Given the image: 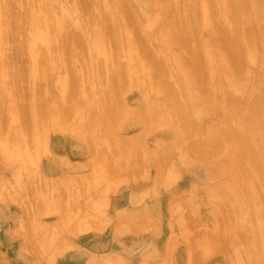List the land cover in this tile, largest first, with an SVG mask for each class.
<instances>
[{
    "label": "rangeland",
    "instance_id": "1",
    "mask_svg": "<svg viewBox=\"0 0 264 264\" xmlns=\"http://www.w3.org/2000/svg\"><path fill=\"white\" fill-rule=\"evenodd\" d=\"M163 1H165V0H162L161 4L163 5V3H164L165 6H167L168 5L167 1H165V2H163ZM175 1H177V2H175ZM183 1H185V0H183ZM201 1H206V2L212 1L214 5L216 3L219 5V4H224L225 2H227V1H222L223 2L222 3L221 0H201ZM214 1L216 3H214ZM7 2H9L11 7L9 4H6ZM83 2L87 3L86 1H81V0L80 1L79 0H50V1H42V0L41 1L40 0H37V1H34V0H11V1L0 0V7L2 6V8H0V11L2 12V16H0V51L1 52L3 51L2 52L3 54H5V53L7 55H8V53L11 54L8 57L6 56V59L8 58V60L5 61V58L3 57L4 55L0 53V58L2 59V57H3V60H4L2 62L3 63L6 62L5 63L6 65L4 66L2 64V62L0 61V65L4 66V67L0 66V82L1 83L3 82L2 85L0 84V103H2V105L0 104V125H1V123L3 124L4 123L3 120H5L7 118L5 121V124H4L6 127L4 125H2L0 127V131L2 128L5 130V131L2 130V133L0 132V135H1L0 136V146H1L0 147V155H1V157L2 156L5 157L4 161L0 160V195H3V196H10L11 195V196H13L11 199L7 200L6 205H1V209H0V211L4 210L3 211L4 214H2V215L0 214V264H89L90 263L89 261L94 259V256H95V259H94L95 261L92 260V262L90 264H108V262H106L107 260L105 257L107 256L108 258H110L112 253H115L113 255L117 256L116 257L117 260H119V261L121 260V262L123 260V264H264V259L259 257L261 254V250L264 246V224H259V221H260L259 217L260 216L262 218L261 220H264V195H263L264 191L262 192V186H263V185H261L262 182L260 183L259 180L257 181L255 178L252 179L251 175H248V177H247V179H249L254 184L253 189H254L255 194H258V196L260 197V199H259L257 196V200L259 199L260 201L258 200V202H256V203H255L254 199H253L254 202L251 199L252 192H251V195L249 194L248 188H251V186H252V184L250 182H240L241 183L240 186H246L244 188H246L247 190H244V189L240 190L242 187L239 186L240 188L238 187L235 191L229 190L230 194L227 198H222L221 195L219 197L215 196L214 185H216V183H219L222 180L230 179V177L233 175V173L235 171V170L228 171L227 174L224 173V167L226 166V164L234 163L237 165V167H239V166L236 162L230 161V158H228L225 153L219 159L215 158L217 156H215L216 154H215L214 150H212V146H211V150H210V148H209L210 145H209L208 151L211 153L212 152L214 153V154L212 153L213 156H211L212 154L207 152V146L204 145V143L206 141H207L206 144L210 142V139L213 142L214 139L216 137H219V135H220V133L218 132V129L222 123H220L221 119L218 117V115L216 113L219 109L221 110L223 108H226L228 110V112L230 113L229 115H231V117H232V113H233V115L234 114L236 115V113L239 114L240 118L237 117V118H239V120H236L235 121L236 123H235L234 120L237 118H235L236 116H233V119L231 118V121L228 120V121H230V123L237 125L238 121L240 122V120H242V119L245 120V118L247 121V117H248L249 113L251 112V111L248 112L249 110L247 111V108L249 109V107H247V106L250 103L254 106L253 103L255 100V95H258L257 93H260V90L257 89L258 84L260 85V88L262 86H264L263 82H262V80L264 79V77H263L264 76V44H263L264 42L262 40H260V42L262 41V43H261L262 45L258 42L259 41L258 39H260L259 36L262 37V35H261L262 31L259 29V26L256 25V27H257L256 29L258 31L257 33L259 34V36H258L257 34L254 35V33H256V29H254L252 27L255 24L252 25L251 22L247 24L245 21H242L243 23H246L248 25V26H246L247 27L246 29H248L250 26L252 27V28L250 27L253 30V33L252 34L250 33V34L252 36L254 35L253 36L254 38L251 36L252 40L256 38L255 36H258V37L256 38V40H253L252 41L253 43L251 42V44L249 46L246 44L248 46V48L250 49V51H252V54H254V56H252L251 58H247V59L245 58L246 60L244 58L242 59V61L244 60L245 62L244 61L242 62V64H244V65L241 68L242 70H240L241 72L240 71H236V72L233 71L232 72L233 69H231V68H230V70L224 71L221 68H219V66L218 67L216 66L218 62L217 63L215 62V64H216L215 66L214 65L212 66L213 63H210L209 67H213V68L215 67L214 69H216V70H212L213 73L215 72L214 76L211 74L210 75H211V77H214V78H211V81L208 84L209 87H207V85H206V87L208 90L211 89L212 91L211 90L208 91V93H210L209 94L210 97H209V95L208 96L206 95L207 96L206 101L204 98L203 99L204 102H202L201 101L202 99L199 98V99L191 102V106H194V108H196L198 106L199 109H201V110L203 109V112L200 115L201 117L195 116L198 114L193 113L192 118H191L192 122L195 119L194 116L199 117V118L195 119V120L199 119V124H198V127H196L197 122L194 121V124H193L194 128L190 129V133L192 135L190 136V133H189L188 135L190 137L188 139L186 137L188 135L185 136V133L187 132L185 130L186 128L184 127V129H183L182 126H179L177 124V122H175L176 120L174 121V120H172V118L168 117L167 109L164 112V109L167 106L166 100L171 95V94H169V93H171V91H169V90H173V88H175L174 92L176 91V94L179 92L178 95H180L181 97H184L183 95L186 96V92H184L185 94L183 93V95H182L181 89L178 86V83L179 84L181 83V81H180L181 77H180L179 81H177V79H176V78H179L177 76H179L178 71H180V70L176 69V68H178L177 65L179 64V61L181 59H179L177 57L178 55L174 51H167L166 50L167 44H166V41L164 39V34L167 32L168 29L165 27V24L162 25L161 23L156 22V24H154V25H151V26L148 25L147 30H146L144 26H146V24L148 22L149 23L154 22L153 19H154L155 12L153 13V11H151V10L144 12L139 5V0L128 1L130 4V9L132 10L131 15L137 16L138 13H140L139 14V16L141 15L140 18H142V19L145 18V20H143L145 22L143 23L144 26H142V30L145 29L146 31L140 30L142 33H139V35L136 37V34L135 33L133 34V31H132L135 27L133 24L129 23L127 26H125L122 29L118 28L120 30L117 29L114 32L115 34L113 32L110 33L111 35L113 34L114 37L118 38V40L115 39L113 37V35L110 36V34H109L107 36V38H109V39L114 38L115 42L112 41L113 39L111 41H109V39L107 40L109 48L108 47L106 48V51L108 50L107 51L108 53L107 52H105V53H107L110 56L107 55V57H106L105 53L104 54L97 53L94 50L95 41L97 38H99V35L94 34L93 31L101 23L96 22L94 24V22H93V24L96 26H94V25L91 26L92 23L89 21L90 20H97L99 18V16L104 15L102 13H104L105 11L107 13L108 12L112 13L113 8L111 7L112 8L111 9L109 5H111V6H113V5L110 2L108 3V1H105V0H88V3L86 4V6L81 5ZM174 2L177 4L179 3L178 5L175 4V6L179 7L181 10L183 8L186 9V7H188L187 8L188 10L190 8L193 9L197 5L195 3H199L198 1L192 2V3H194L193 5H195V7H193V6L191 7L190 5L192 3L190 1H189L191 3V4L189 3L190 5L187 4L188 3L187 1H185L186 4H185V2H184V4H181V1H178V0H172L171 4H173ZM209 2H208V4L207 3L206 4L209 7H211V5H209ZM171 4H169V5L172 7L173 5H171ZM22 5H23V7H22ZM183 5L186 7H184ZM207 5H206V7H208ZM8 6H9V9H11V11L13 13L19 14V12H20V14H19L20 16L23 13V11H25V14H23L24 16L22 15V17H25V20L26 19H28V20L32 19L33 20L36 15H38L39 13L43 12L44 9H46L48 12L53 13L57 18H59L61 20L65 19V22H64L65 24L61 28L62 31L59 32V34L63 33V31L71 30V29H75V31H77L78 33H81V34H88L89 38L82 40L83 42H80V43H83V44H81L82 46L77 44L81 48L80 47L78 49H77V47H74V48L76 49V51L78 50L79 52H82L81 53L82 55L80 53L78 54V52H76L78 55L83 56L85 54L84 58L79 56L80 59L81 58L86 59L88 57H91L90 63L88 64V66L82 67L83 63H81L78 60V57H77L78 55L75 56L77 58L76 59L77 61H75V59H73L75 62H78L77 64L79 66H81V68H82V69L80 68L81 73H84V71H85L87 73H84V74H87V76H89L91 74L92 76L91 75L90 76L92 78L95 77L96 80H99V77H100L99 81H101V78H103L105 76V73L106 72L108 73L110 71L111 65H112V69H113L114 65L112 64L111 61H113L115 59V56L113 54L114 51L112 49V45L117 43V44H115V45H118V46H116L117 49H114V50L116 51L120 48V50H119L120 52H118V51L115 52V55L117 54L116 60L117 59L118 60L117 61L115 60L116 62L113 61V63L114 64L116 63V65H115L116 67L124 66V68H125V66H126L125 63L127 62L129 56L130 57H133V56L136 57L135 59H133L134 57L131 58V63H133V62L138 63L139 60L142 61L143 59H144V61L148 62L150 60V58H152V57H154L152 59H156L155 57H160V58L162 57L161 60H163L162 61L163 66L165 67V71H166V67H168L167 72L169 71L168 72L169 76H168L167 72L165 74V71H164V73L162 72L163 74H165V76H163V78L160 77V74L159 75L157 73L156 74L160 78L163 79V82H164V80L166 82V79L164 77L167 76L168 78L166 77L167 78L166 84L168 83L167 84L168 86L170 84L172 85L175 82L173 84L174 86L172 85L173 87L171 85H170L171 87L169 86L171 89H169L167 92V89H164V87H166L167 85H161L163 87V89L160 88L161 83H158L156 80L159 77L155 78L156 74L152 75V73L150 72L151 68H149V66H148V68L145 67L144 69L140 70L141 67L139 65H136V66L140 67L139 69H137L138 67L132 65L133 67H130V70H128L127 72L125 70H122V76L124 75V77H125V80H122L124 82V84H122L123 82H121L123 87H120L121 86L120 82H118L120 85L116 86V84H118V83H117V81H115L116 82V84H115L116 89H115V86H114V89L116 91L113 90L114 93L113 92L112 93L116 96L110 94L109 97L111 95H112V97L108 98V100L113 99V101H115L113 103L111 100H109V101H111V103H110L111 105H115V107H116L119 104L122 106V109H124V113L123 114L121 113L122 117L124 116V118L121 117V119L123 121H122L121 125H118V124H120V122L118 123L119 120L117 122L115 121L116 122V123L114 122L115 127L119 126V128H121L120 131H118L120 133V136L125 135L126 137L129 136V138L134 137L133 135L141 136L143 134L142 132L148 131L151 126H153V128L151 127L150 132L148 131L147 132L148 134L146 136H145L146 133L143 134L144 138H143V135H142V138L139 137L140 142L136 140L138 142V148L137 149H139V152H137V154L139 153L138 157H135V156H134V158L132 157L134 154H136V151H137V149H135L136 147L133 146L135 144H132V145L129 144V145L132 146L136 151L128 145V147L130 149L134 150V152H135L133 154V151L131 150L132 154L129 155V151H128V155L126 158H128L129 156L131 158L129 157L128 160L126 159V161L130 162V159H131V162L133 161L132 163L131 162L128 163L129 167L122 170L121 172L118 171L113 177L109 178L108 182L105 179L102 180V178H101L102 181L98 180V179H100V177L99 178L97 177L98 181L96 180L95 182H93V184H95L96 186H95V188L92 187L91 196L86 195L84 197L83 196L84 194H82V196L85 198V201H83L84 198H81L82 196L77 197V199L78 198L82 199L83 203H81V204L79 203L80 204L79 206H81V207H78L75 205H72L73 207L72 206L66 207V205H64L62 203V201L58 202V206H55V202H56L55 199H64L67 196V191H68L67 189L68 188H66L65 185L62 184V181L67 176L75 175L76 179H77L78 176L81 175L78 179H83L84 177H86L85 179L88 178V176H86L87 175L86 173L88 172L86 169L81 170L80 172L79 171H70L67 168V165H71V164L85 165L88 163L91 164V162H92L91 159L89 158L88 154L86 155V153L84 152V150L89 148L88 147L89 143L87 141H83V140L82 141L84 143H82L79 139L80 136L78 135V133L75 135V133L77 131H75V128L72 124H71V126L69 125L71 120H69L70 121L69 124L66 125V126H68V128H66V126L64 125L62 127L61 126H55V127H58L57 129H55L54 125L49 122L50 124H47L46 128L47 129L49 127L50 128L52 127V128L51 129L49 128L50 130L48 129L47 131H45L46 128L44 127L45 129H44L43 135H45L47 138L44 139L45 143L43 142V144H44L43 146H40V145H42V143H40V141L38 142L39 144L35 142L29 146H24V145L20 144V141L13 140V137H12V139H10L11 129L12 130L15 129L13 127L15 125L14 123H16V122L10 120L12 118L11 116L14 113L19 115L18 113L20 112V110H26V107L28 108L30 106L29 103H34L30 100L31 96H30V98H28L29 96L25 93V92H27V90H29V93H32L30 90L34 91V89L36 88V86H35L36 82H34L33 80H30L32 78V76L30 77V75L32 74L31 68H33L34 65H40V66H42V67H40L41 69H44V68L47 69L46 64L49 62L48 66H49V64L52 66L57 61V59H55V61H54V59L50 58L51 56L46 57V55H43V53L40 52V51H42V47H43V49L46 47H48V48L50 47L48 42L51 41L50 45H52L51 43H52V40H54V37L51 34H50V36H52L53 38L51 37L50 41L44 43L43 40H37L33 44L34 48L32 49V51L31 52L29 50L27 51V49L29 47L28 43L31 42V40H30L31 39V33H32L31 30H33L35 27H34V25L30 24L32 26L29 25L30 27L26 28V26H28V25H27V22H26V24H24L25 20H23V19L20 21V22L23 21V24H21L19 22L18 24H21V25H17L15 27H17L19 29V31H20L19 33H21L22 35L24 33L28 32V33H26V36H24L25 34L23 35L24 37H27V35H28V37L25 38V40H24V37L18 33L19 38L17 37L18 35H16V36L14 35L15 37L12 36V37H14L13 38L14 40H12L11 37H8L9 40L7 38H5V35L8 32H5L6 27L4 30V27L2 26L4 24L1 25V22L3 23L5 21L4 22L5 25L6 24L10 25V23L8 22L9 21L8 16L3 14L5 12L4 9ZM215 6L213 8H215ZM224 6H225V4H224ZM263 6H264V2L262 3V8L264 9ZM209 7L207 8V13L209 12L210 9H211V11L214 10L212 8L209 9ZM220 7H221V5H220ZM106 8H110L111 10L109 9L110 11H108V10H106ZM168 8L170 9V7H168ZM225 8H226V6H225ZM67 9H69V10H67ZM198 9L199 8L197 7L195 14H190L189 16L193 17V15H194V16H196V17H194V19L195 18L198 19L197 15L198 16L202 15V14L200 15V12H202V11L198 10ZM28 10H29V12H28ZM64 10L69 11V13L66 12L65 13L66 16L62 17L61 12H63ZM114 10H115V8H114ZM116 10L118 11V9H116ZM197 10L199 12H197ZM185 11L186 10H184L183 12H181V11L180 12L182 13L181 15H183V13H186V14H184L186 17V15H188L187 14L188 12H185ZM192 12H194V9ZM207 13H206V15L209 16V13L208 14ZM217 13H219V12H217ZM105 15H106V13H105ZM168 15L170 16V14H168ZM241 15H243V14H240L236 18V19L239 18V22L242 19L244 20V18L240 17ZM3 16L8 21L4 18L1 19V17H3ZM169 16L166 17V20H169L167 18H171ZM214 17H216V19H217L216 23L219 24L220 27H222V26L225 27L226 25L228 27H230V25H233V23L230 22V21H232L230 16L226 15V12H225V14L223 12L216 14V16L214 15L212 18H214ZM245 18H247V17L245 16ZM146 19H147V21H146ZM190 19H193V18H190ZM194 19H193V21L195 22L196 19L195 20ZM208 19L210 20L211 18L208 17L207 20ZM2 20H4V21H2ZM248 20H250V19H248ZM248 20H247V22H248ZM193 21H192V23L190 22V25H193V23H194ZM76 22H77V24H75ZM242 22H240V23H242ZM262 22H263V19L260 23L262 24ZM89 23H91V24L89 25ZM224 23H227V24L224 25ZM14 24L16 25L17 23H14ZM14 24H12V25H14ZM24 25H25V27H24ZM88 25L91 26V28L90 27L88 28L87 27ZM244 25H243V27H244ZM6 26H8V25H6ZM21 27H22V31L20 30ZM240 27L243 29L242 26H240ZM12 28L14 29V32H13V30L11 31ZM24 28H26L27 31ZM29 28L31 30H29ZM211 28H214V27H211ZM194 29L196 30V31H194V33L196 32L197 33L196 35L198 36L197 37L194 34L195 38H197V40L201 42L199 44H202L203 42L207 43V41H204V40H206V39L209 40L211 37L215 38V36H214L215 32L213 31V29H211L209 31V33L204 31L202 27L201 28L194 27ZM251 29H250V31H251ZM7 30H8V27H7ZM15 30H16V28L9 27V33L8 34H10V36H11L12 33L13 34L15 33ZM124 30L127 31V34H122V31L124 32ZM1 31H2V33L4 31V35L1 34ZM116 32H118V33H116ZM150 32H153V33L156 32L157 36L155 37L156 34L154 35L152 33L153 35L151 34V36H153L154 38H152V37L150 38V36H149ZM210 33H211V35H210ZM116 34L120 35V37ZM2 37H4L5 39ZM130 37H132L131 41L132 42L134 41L133 43H134V46L136 47V49L134 48L133 52H131V53L129 52V50H128L129 48L127 46L128 39ZM15 38L17 41H15ZM20 38L22 41H20ZM195 38H194L195 41H192L191 44L193 42H195V43L197 42V40ZM1 39L5 40L4 43H2L3 41L1 42ZM6 39L8 40L7 42H6ZM141 39L145 43V46H144V43L142 42ZM139 40H141L142 44ZM138 41L140 42V44L138 43ZM209 41H211V40H209ZM255 41H257L258 43L257 42L255 43ZM17 42H18V45L22 42L19 45V46H21V45L23 46V48L20 47L21 48L20 52L22 50L24 52L22 51L23 54H22V52L20 54L23 56L25 53L26 54V55H24L25 57L28 55V57H26L25 60H24V57H22L21 55H17L18 56L17 57L18 62L14 61V57L12 58V56H14V55H12V53H14V51H15V50L13 51L12 48H13V46H15L14 44H17ZM110 42L112 43V45L110 44ZM1 43L4 44V45H2L3 47L1 46ZM197 43L195 44V46L198 45ZM137 44H138V46L143 45L144 47L142 46V48L147 49V50H145L146 52L142 51L143 49L142 48H141L142 50L140 49L141 46L138 47ZM210 45H212V43ZM4 46L6 49H4ZM35 46H36V48H35ZM192 47H194V46L192 45ZM34 49H36V50H34ZM95 49H96V47H95ZM11 50H12V53H11ZM111 50L113 51L112 53H111ZM16 51H19V50L16 49ZM28 52L31 53V55L28 54ZM60 52H62V49H60ZM39 53L42 56H39ZM140 53H142V54L140 55ZM145 53H146L149 60L146 57H145L146 59L144 57H142L145 55ZM111 54L113 55L114 59L111 58L112 57ZM125 55H127V56H125ZM137 55H138V57H137ZM215 56L214 57L212 56L213 57L212 59L215 60L216 58H218L217 56L216 57ZM35 57H36V59H35ZM38 57H40L39 61H38ZM41 57H45V58L43 59ZM9 58H12V59H9ZM19 58L22 61H20ZM48 58H49V60H48ZM45 59H46V62H44ZM152 59H151V61H152ZM10 60H13L12 64H11ZM23 61H24V63L21 64ZM30 61H32V65H31ZM83 61L84 60H82V62ZM151 61H149V63H152ZM183 61L185 62V60H183ZM215 61H217V59ZM38 62H40V64H38ZM118 62H120L121 64L120 63L118 64ZM99 63H100V67H99ZM9 64L14 66L15 68L17 66L20 68L19 65H21V66L24 65V66L21 67L20 71H17V70H19V68H17L16 70H14L15 68L11 69L12 66L11 65L9 66ZM104 64L106 67L104 66ZM185 64H186V62H185ZM206 65H208V64L206 63ZM29 66H30V68H29ZM102 66H104V68H105V71H104V69H102V72L104 71V73H103L104 76L102 75L103 76L102 77L99 75L97 78L96 75L101 74V71L99 70V68L101 69ZM183 66H186V65H183ZM49 68H50V66L48 67L47 73L49 72L51 74V72L52 73L55 72L54 74H56L57 80L55 79V76L53 77L54 74H51L55 80L54 79H53L54 81L49 80L50 82H48V85H49L48 89H47L48 85L46 84V86L44 85L45 88L43 87V89H45V90H42V92H44L45 94H46V92H49L51 94L56 93L59 96L60 91L62 93L63 88H64V90L69 89L68 88L69 86H66L69 83L66 82V84H64V81H62L63 77H65V78L68 77V74H67L68 71L65 72L64 70H62V68H59V69L57 68L58 70L56 69V71H57V73H56L54 68L51 69L50 71H49ZM91 68H95L96 70H99V73L96 74L97 71L95 70V72H96L95 73L94 70ZM118 68H120V67H118ZM206 68H204V69H206ZM1 69H3V72L6 70L4 74H3ZM7 69H8V71H7ZM29 69H31L30 70L31 72L29 71ZM78 69L79 68H77L76 70L78 71ZM86 69L87 70L91 69V71H89V70L87 71ZM185 69L186 68H183V70L186 71L187 76L190 77V75L192 73L189 74V70H187V69L185 70ZM208 69H210V68H207V70H206L207 74H208L207 71H209ZM12 70H14V71H12ZM132 70L134 73L132 72ZM138 70H140L141 73H139L140 71H138ZM217 70H218V72L220 71L218 74H216ZM123 71H125L126 74ZM223 71L225 74L223 73ZM14 72H17V73H14ZM89 72H91V73L88 74ZM143 72H145V73H143ZM180 72H181V74L183 73L182 71H180ZM190 72H191V69H190ZM210 72L211 71H209V73ZM228 72H230L229 75H228ZM237 72H240V73H237ZM7 73L14 75V76L12 77L10 75V78H9V75H7ZM49 73H48V75H49ZM93 73L96 75H94ZM162 73H161V76H162ZM176 73L178 74L177 76H175ZM15 74H17L19 76H16L17 77L16 78ZM84 74L82 75L81 79H78V82H80V83L82 82L81 85H80V83H78L79 84L78 86L79 87L81 86L80 89H76L77 84L74 85V86H76V88L73 86V89L75 88L74 90H77V92L80 90L79 91L80 93L79 92L77 93L75 91L76 93L74 92V96L75 95H76V97H77V95H80V96H78V98H76V97L74 98L72 96L71 100L77 99L78 100V102H76L77 105L84 106L81 109L79 108V106H77L78 110L77 111L75 110V113H77V114H79V112L81 110L82 111L85 110V108L92 107V108L96 109L99 105L101 106V104L98 103L100 101H97L96 99L94 100L93 98L94 97L98 98L97 96H100L101 92L103 91L102 88L104 86H105L104 89L106 88V83H105L106 81L104 80V78L102 79L105 81L104 83L99 82V81L97 82L96 80L92 79L93 80V87L90 89L89 88L87 89L86 87L84 88V86H85L84 84H87V80L86 79L84 80V77H83V76H85ZM139 74H142V75H139ZM145 74H147V75H145ZM183 75H184V73H183ZM233 75H235L238 79ZM141 76H143V77H141ZM209 76H208V78H209ZM229 76H232V77H229ZM1 77L2 78L4 77L3 81L1 80L2 79ZM133 77H134V80L136 81V82L134 81L135 83L133 82ZM13 78L15 80H13ZM145 78H147V81H145L146 80ZM127 79L129 81L125 82ZM137 79H139V80H137ZM231 79H234V81H231ZM160 80L161 79H159V82H160ZM13 81H15V82L17 81V85L20 84L21 82H23V83H21V85L24 84L25 87L23 85L22 86L21 85H18V86L13 85V84H16L15 82L13 83ZM235 81H238V82H235ZM245 81L248 82L247 83L248 85L250 82L251 88L249 86L250 89L247 88L248 91L253 88L251 94H250V91L247 93V91H245V90H243L242 92H238L239 90L234 92V88H232V87H234V85H232V84L235 82L236 84L238 83L237 85H245L244 84ZM207 82H209V81L207 80ZM207 82H206V84H207ZM220 82L221 83L224 82L223 87L225 86V84H226V87H224V88L221 87L222 85ZM32 83L34 86L32 85ZM37 83H39V82H37ZM49 83H51V84H49ZM52 83L54 85H52ZM58 84L61 87H59ZM102 84H104L103 87L101 86ZM144 84L145 85L147 84L146 86H148L149 88L146 87V89H145ZM229 84H230V86H229ZM247 84H246V87H247ZM28 85L29 86L32 85L33 87H29L30 88L29 89L27 87ZM63 85H64V87H63ZM2 86H4L5 88ZM14 86L22 87V88L19 87L20 93H21V90H22V92L24 91L23 93L26 94V96L23 93L22 94L25 96V101H26V98L29 99L30 102L27 100L29 103L26 101V103H28V104L25 103L24 99L22 100V98L24 97V96L22 97V95L19 96V97H21V100H20V98L19 99L13 98L16 94L19 93V90H18V93L13 91L15 89ZM50 86H51V88H50ZM180 86L183 89V86L182 85H180ZM227 86H229V87H227ZM12 87H14V89ZM24 88H26L27 90ZM32 88H34V89H32ZM59 88H62V89L59 90ZM100 88H101V90L99 91ZM176 88H177V90H176ZM185 88H186V86H184V89ZM221 88H222V90H221ZM231 88L233 90H230ZM117 89H118V92L120 91L119 93L117 92ZM216 89L218 90V92L216 91ZM225 89L227 91L230 90L229 91L230 93L233 92V93H231V95H233L231 97L239 95L238 97L235 98L234 101L230 100V102H228L230 107H231V104L233 105L231 110L229 109L230 107L227 105V103H225L226 102L225 99L227 98V97L225 98V96L227 94H229V93H225V92H227V91H225ZM263 89L261 90V92L264 91ZM50 90H53V91L51 92ZM54 90H55V92H54ZM11 91H12V93H11ZM122 91H127V92H124V94H123ZM215 92L217 94L221 93V96L220 97L218 95L216 96ZM85 93H88L89 96L91 95L89 102L88 103L85 102V103H87V106L85 103H84V105L81 104L82 101L84 100L82 96H84V97L87 96ZM165 93L166 94L168 93L166 95V97H168L167 99H165V97H164ZM187 93H188V90H187ZM234 93H236V94H234ZM245 93L250 95V96H248L249 99H247L248 97L247 98L243 97L245 95L247 96V94H245ZM42 94L43 93H41V94L37 93V95H42ZM45 94H43V95H45ZM195 94H197L196 91H195ZM262 94L264 97L263 92H262ZM8 95H10V96H8ZM240 95L242 96V99H241ZM113 96L115 98H113ZM213 96H215V97H213ZM15 97H17V95ZM79 97H82V98H79ZM263 97H261V93H260V98L264 99ZM144 98H146L150 102L147 100L145 101ZM32 99H34V97H32ZM181 99H183V98H181ZM219 99L221 100L220 102H219ZM251 99H253V101ZM18 100L20 103L17 102ZM237 100H238V102L240 101L239 104H242L241 101L245 102L246 105L244 106V104H243L245 109H242V105L240 107L241 109L238 106L237 107L239 110L237 109V107L235 109L234 105L235 104L237 105V103H238V102H236ZM116 101H120V102H116ZM227 101H229V99ZM250 101H252L253 103ZM156 102H157V105L155 104ZM259 102L261 103L260 100H259ZM262 102H263V100H262ZM21 104L22 105L24 104L23 109H22ZM49 104H53V103L49 102ZM97 104H99V105H97ZM154 104L156 106H159V107H156L157 108L156 109ZM207 104L208 105L212 104V105H214V107L213 106L207 107ZM224 105H227V106L223 107ZM252 105L250 107H252ZM137 106H139L140 109ZM141 106H143L142 107L143 109L146 107L148 113L146 111H143ZM259 106L260 105H258V107ZM115 107H114V109H115ZM124 107H126V110ZM149 107L151 110L148 109ZM212 107L214 109H216V112H215V110H213ZM227 107H229V108H227ZM255 107H257V106L255 105ZM258 107L256 108V111L259 109ZM208 108L209 109L211 108V110H209ZM252 108H250V110ZM260 108H263V110H264L263 106ZM196 109H198V108H196ZM207 109H208V111H206ZM236 110L239 111V113ZM263 110L260 109L259 112L257 111L258 113H260V115L256 111H253L250 113V118L248 117V120L253 119L252 121L249 120L252 122L253 127H254V124L260 120L259 125L257 123L256 126L254 127L253 132H252V133H254V135L253 134L252 135L254 137L256 136L255 137L256 139L258 137L259 141L257 140V142L260 145L263 144L262 143L263 138L260 140V138H261L260 134L264 130L263 129V125H264V111ZM134 111L137 112V113H135L137 115L134 114ZM156 111L162 113V116H161L162 119H161V117H157L158 115H157ZM1 112H3V113H1ZM122 112H123V110H122ZM141 112L142 113L146 112V113H144V115H148L147 120H150L151 117H153L152 119H156L157 124H159V122H160V126L157 125L151 119L150 120L151 123L148 121L150 124L149 127H147L148 125H146V128H149V129L148 130L146 129V131L145 130L143 131V127L145 124L144 121L146 119H144V120L142 119V117H145L144 115L143 116L141 114H140L141 116L138 115V113H141ZM114 113H115V111H114ZM152 113L153 114L156 113L155 115H157V116L150 115ZM163 113H165V114H163ZM214 113H216L215 115H217V116H215ZM240 114H242V119H241ZM246 114H247V116H246ZM202 115H206V116L202 117ZM244 115L246 117H244ZM252 115L253 116L255 115V117H252ZM120 116H118V117H120ZM164 116H167L169 119L167 117H165L166 119H164ZM154 117H157V118H154ZM207 117H210V119ZM216 117L219 119H217ZM258 117H259V120H257ZM201 118H204V119H201ZM1 119H3V120H1ZM157 119L160 121H158ZM211 119H214L213 121H215V123L220 121L219 124H216V126L218 125L217 127L215 126V123L213 121H209ZM163 120L165 122H163ZM170 120H171V122H170ZM243 120L241 121L240 125L239 124L237 125L238 127H241L245 124L244 123L245 121H243ZM205 121H208L209 123L206 122V124H205L204 123ZM11 122H12V124H11ZM203 123L206 126V127L203 126L204 128L202 127ZM211 123H213L214 126H212L213 124H211ZM261 124H262V126L260 127ZM48 125H51V126L48 127ZM154 125H156V127ZM164 125H166V126H164ZM256 127L259 131L260 130H262V131L259 133V131L255 129ZM5 128H7V129H5ZM141 128H142V130H141ZM173 128H176L177 132H172ZM205 128H207V129H205ZM73 129H74V131H73ZM199 129L200 130L205 129V130L200 131ZM140 130L142 131L141 135L138 133V132H140ZM152 130H153V132H151ZM255 130L258 132H256ZM37 131H40V130L38 129ZM203 131H205L206 134ZM201 132H203V133H201ZM207 132H210V133H207ZM36 133H38V132H36ZM136 133H137V135H136ZM204 134H205V137L202 136ZM183 136L188 139V140L184 139L186 142L183 140V138H184ZM54 137H56V138H54ZM122 137H124V136H122ZM254 137L252 140L257 144L256 139ZM129 138H127V139H129ZM212 138H214V139L212 140ZM176 139L177 140L180 139L179 145L181 144L182 146H186V147H182V146L180 147L179 145H177L175 147L174 145H175ZM202 139H204L205 142H203ZM2 141L4 142V144ZM76 141L77 142L80 141V143H82V144H77ZM171 141L174 142V145H172V143H170ZM188 141H189V143H188ZM183 142L185 143L184 145H183ZM212 142L210 144H212ZM9 143L12 144L11 147L8 146V145H10ZM169 143L171 146H173L174 149H170V151L168 152L167 149H169L170 147H167V146L169 145ZM176 143H178V142L176 141ZM187 143L189 145L192 143H193V145L197 144L195 147L196 150H193L192 148H190L193 145H190V147L189 146L187 147V145H188ZM198 143H203V144L198 145ZM5 146L7 149H5ZM7 146L11 150H9ZM73 146H75L76 148L79 146L80 148L75 149ZM178 146L180 148H182L183 151L181 149V150H179L180 151L179 152L177 150V149H180ZM197 146L199 147L198 149H197ZM261 146H263V145H261ZM109 147H110L109 145H108V148L106 147L108 152H109ZM158 147H160V148H158ZM204 147H206V149H204ZM161 148H163V149L166 148V150H162ZM193 148H194V146H193ZM228 148H231V147H228ZM159 149H161V150H159ZM22 150L23 151L27 150L28 152H30V154L36 155L37 159H34L33 161L19 162L18 158H19ZM158 150L163 151V152H159ZM175 150H177V151H175ZM200 150L203 152H200ZM204 150H206V153H204ZM8 151H9V153H8ZM157 151L159 152V156L156 155V154H158V153H156ZM165 151L168 152L167 154H169L168 155L169 158H168L166 153H165L166 155H163ZM184 151H186V153ZM2 152L5 155H3ZM25 153H27V152H25ZM27 154H29V153H27ZM137 154H136V156H137ZM139 155L142 157H140ZM119 156H121L120 153H119ZM160 156H164V159L167 156V159H166L167 163L165 162L167 165L165 163H163L164 161H160V159H163V157H161L160 159L157 158ZM154 157L156 159H154ZM117 158H118V156H117ZM157 160H159L160 163H158L159 161H157ZM6 161H8V162L5 163ZM154 161H156V162H154ZM134 162H136L137 164H135ZM162 164H165L166 167L164 168L165 165H162ZM122 165L124 167L126 164H122ZM168 165L171 166V168ZM25 167H26V170H28V171H25L27 174L30 173L29 171H31V174L32 173L34 174L35 172L38 171L37 176L34 178V180L29 181V180L22 179V178L28 179L29 177H27V176H30V174L27 175L25 172H23ZM83 167H86V166H83ZM157 167H159V169ZM160 168L163 171V173L165 172V177L156 176L158 178V180H156L157 178L155 177V175H158L157 174L158 170H159V173L161 172ZM13 170L19 171L18 173H20V174H18V176L23 175L24 177L22 176V177L17 178L16 176L13 175ZM82 171H83V173H82ZM169 172H170V174H169ZM150 173H151V175H153V181H151L149 184H148V182L145 184V185L148 184L149 190L148 191L145 190L141 185L138 186V188H140V189L143 188V189L140 191L139 197H136L134 195V191L139 192L138 191L139 189L137 190V184H142V181H144L147 177H149ZM171 173H172V175H171ZM24 174H26V175H24ZM249 174H251V173H249ZM163 176H164V174H163ZM81 177H83V178H81ZM169 177H170V179H169ZM21 179H22V181H21ZM94 179H96V177H94ZM94 179H92V180L90 179L91 180V181L89 180L90 182L87 180V182H89V184H90ZM154 180H156V182ZM80 182L81 181L77 180V181L71 183V185H69L70 189L71 188L73 189L76 185L77 186L79 185L78 188L82 187L83 189H85V186H82L81 183L86 185V181H82L81 183ZM105 182H107V183H105ZM154 183L157 184V185L155 184V187L157 188L156 191H155ZM53 185L57 186V189L55 191H54L55 186H53ZM22 186H23V188H22ZM29 186H31V187H29ZM33 186H36L37 188H39L38 194L35 193V188L33 189L34 191H32L31 189H28V188H33ZM260 186H261V188H260ZM78 188H77V190H79ZM82 188L80 190H82ZM103 188H106V189H103ZM24 189L31 190V192L29 191L28 194H25L26 197L25 196L21 197L20 195H22L24 193L23 192ZM75 189L76 188H74V190ZM226 189L227 188H225V190ZM77 190H75V191L79 192V194L83 193V191H84L83 190L81 192L80 190L79 191H77ZM236 191H238V193L241 192L240 195H244V197H246V201H244V198L243 199L241 198L242 200L239 199L240 196L239 197L235 196L234 192H236ZM76 192H74V194ZM45 193L48 195L53 193L52 200L45 198V196H44V195H46ZM155 195H156V198H155ZM88 196L90 198L92 197L91 200L93 202L95 199L101 198L102 200L101 201L99 200L97 203H98V205H100V202H101L102 206H97V203L94 204L97 200H95V202L93 203L91 200H89ZM22 199L23 200H25V199L29 200V202L33 203L34 206L32 207V205H29V207L28 206L25 207L22 203L21 204L19 203L22 201ZM70 199L73 200L72 195L70 196ZM75 199H76V197H75ZM79 200H78V202H81V200L80 201ZM87 200L89 202H87ZM248 200L252 204L251 207H250V205H248V204H250L249 202L247 204ZM152 201L154 202V205L152 204ZM76 202H74V203H76ZM84 202H86V205H84L85 204ZM102 202L104 204H102ZM150 203H151V205H150ZM21 206H22V208H21ZM152 206H153V209H150L149 207H152ZM255 206L257 208H255ZM76 207H78L77 209H78L79 213L76 212L77 211V210H75ZM29 208L31 210H29ZM148 208L150 210V213H149L150 217L144 222V225L141 224L142 225L141 227H139L140 224H137V222H135V221H134V223L129 225L125 222V219L123 217H121L120 215H118L117 217L115 216L116 212H122V211L123 212L124 211H132V212H135L137 215L141 210H143V209L145 210ZM254 208L256 210H254ZM257 209L258 210L260 209L262 211L259 210L260 212L258 213ZM26 211H27V213H26ZM28 211H29V213H28ZM5 212L7 213V215H5ZM25 215H28V216H25ZM253 216H254V218L259 216L258 218L255 219V223L253 220ZM223 217H224V220L222 219ZM118 220L123 221V224H124L123 228L124 229L122 228L123 225H121L122 222H119ZM117 223H120L118 225H121V226L120 227L117 226ZM85 225H87V228L85 227ZM127 230H129L130 232L127 233ZM93 231H96V232H93ZM95 233H97V234H95ZM25 240H26V242H25ZM23 243L26 244V247H24ZM92 252H93V254H92ZM109 253H111V254H109ZM85 257H87V258H85ZM89 257H92V258L88 259ZM111 257H113V256H111ZM114 258L115 257H113L111 259H114Z\"/></svg>",
    "mask_w": 264,
    "mask_h": 264
},
{
    "label": "bare ground",
    "instance_id": "2",
    "mask_svg": "<svg viewBox=\"0 0 264 264\" xmlns=\"http://www.w3.org/2000/svg\"><path fill=\"white\" fill-rule=\"evenodd\" d=\"M8 1H11V0H8ZM34 1H37V0H34ZM41 1V0H40ZM42 1H50V0H42ZM80 1V0H79ZM81 1H86L87 3H88V0H81ZM105 1H108V3L110 2L113 6H111V5H109L110 6V8L112 9V13L111 12H104V13H102V14H104V15H102V16H99V18L97 19V20H90L89 22H91V23H89V25L91 24V26L92 25H94L96 22L97 23H101L99 26H97L95 29H94V34H98L99 35V38H97L96 39V41H95V46H94V50L97 52V53H102V54H104L105 52H107L106 51V48L108 47L109 48V46H108V43H107V40L109 39V38H107V36L110 34V33H114L118 28H120V29H122V28H124L125 26H127L129 23L130 24H133L134 25V29L132 30L133 31V34L135 33L136 34V37L139 35V33H142L141 31H143V30H147V26L149 25V26H151V25H154V24H156V22H158V23H161L162 25L163 24H165V27L168 29L167 30V32L164 34V39H165V41H166V44H167V46H166V50L167 51H174L178 56V58L179 59H181L180 61H179V64L177 65V67L178 68H176V69H179L180 71H184L183 70V68H186L187 70H189V74L190 73H192L191 75H190V77L189 76H187V74H186V71H184L183 73H184V75H183V73L181 74V72L180 71H178V73H179V76H177L178 74L176 73V75L175 76H177V77H179V78H176L177 79V81H179V79H180V77H181V79H180V81H181V83L179 84L177 81V83H178V86H179V88L181 89V92H182V95H183V93L184 92H186V96L185 95H183L184 97H181L180 95H178V93L176 94V91L174 92V89L175 88H173V90H169V89H171L170 87L175 83H173L170 87L166 84V82H167V78L166 77H164L165 79H166V82H165V80H164V82H163V76H165V74H166V72H167V69H168V67H166V71H165V67L163 66V60H161V58L160 57H155L156 59H152V58H154V57H152V58H150V60L148 59V57H147V55H146V53H145V55L144 56H142V57H146L149 61H151V59H152V63H149V61L147 62V61H144V59L142 60V61H140L139 60V64L138 63H131V58H133V59H135L136 57L135 56H133V57H128V60H127V62L125 63L126 64V66H125V68H124V66H118V67H120V68H118V67H116L115 65H116V63L114 64L113 63V61H115L116 60V55H115V52L116 51H118V52H120L119 50H120V48L118 49V50H114V49H117V47L116 46H118V45H115V44H117V43H115V44H113L112 45V43L110 42V44L112 45V49H113V51H114V56H115V59L113 58V55H112V59H114L113 61H111L112 62V64L115 66H113V69H112V65H111V69H110V71L107 73H105V76H104V71H105V68H104V66H105V64H104V66H102V68L100 69L99 68V70L101 71V74H98L99 73V70H96L95 68H91V69H93L94 70V72H95V70L97 71V73L96 74H98V75H96V74H94V75H96L97 76V78H98V76L100 75V76H102L103 78H104V80L106 81H104V80H102L103 78H101V81H99L100 80V77H99V80H96L95 79V77H91L92 75L90 74L91 72H89L88 74H90L89 76H87V74H84V73H87V72H85L84 71V73H81V66H79L77 63L78 62H75V61H77L76 59V57L75 56H77L79 53L81 54L82 52H79L78 50L76 51V49L74 48V47H77V49L80 47V46H82L81 44H83V43H80V42H83L82 40H85V39H88L89 37H88V34H81V33H78L77 31H75V29H71V30H66V31H63V33H61V34H59V32H61L62 30H61V28L64 26V22H65V19L63 20H61V19H59V18H57L53 13H50V12H48L46 9H44V11L43 12H41V13H39L38 15H36L35 16V18L32 20V19H26L25 20V17H22V15L23 14H25V11H23V13L21 14V16L19 15L20 14V12H19V14H17V13H13L12 11H11V9H9V6L8 7H6L4 10H5V12L3 13V14H5V15H7L8 16V19H9V21L6 19V18H4V16L3 17H1V19H6L9 23H10V25L9 24H6V25H8V26H6L5 25V21L4 20H2V21H4L3 23L1 22V25L2 24H4V25H2L3 27H4V30H5V27H6V30H5V32H8L9 33V27H14V28H16V30H15V33L12 35L11 34V36H10V34H6L5 35V38H7L8 40H9V38L8 37H11V39L12 40H14L13 38L16 36V35H18V33L20 32L19 31V29L17 28V27H15V26H17V25H21V24H23V21L22 22H20L22 19L23 20H25V22H24V24H26V22H27V25L28 26H26V28L27 27H30V26H32V25H34V29L33 30H31L30 28H29V30H31L32 31V33H31V42L30 43H28L29 44V47H28V49H27V51L29 50L30 52L32 51V49L34 48L33 47V44L37 41V40H43V42L45 43V42H48V41H50V39H51V37L53 36L54 37V40H52V45H50V42H48L49 43V48L48 47H46V48H44L43 49V47H42V51H40V52H42L43 53V55H46V57H49V56H51L50 58H52V59H54V61H55V59H57V61L51 66L50 64H49V66H50V68H49V71L51 70V69H55V71H56V69L58 68H62V70H64L65 72L66 71H68V77H63V80L62 81H64V84H66V82H68L69 84L68 85H66V86H69L68 88L69 89H67V90H64V88L62 89V88H59V90L60 89H62L63 91H62V93H61V91H60V94H59V96H58V94H51V93H49V92H46V94L44 93V92H42V90H45V89H43V87L45 88V86H46V84L48 85V82H50L51 80H53L54 78V76H55V79H56V74H54L55 72H51V74H54L53 75V77H52V75L49 73V75H48V73H47V70H48V63L46 64L47 65V69L46 68H44V69H41L40 67H42V66H40V65H34L33 66V68H31L32 69V74L30 75V77L32 76V78L30 79V80H33L34 82H36L35 83V86H36V88L34 89V88H32V89H34V91L33 90H30L32 93H29V90H27L29 87H33L34 85H33V83H32V85L31 86H27L26 88H24V89H26L27 90V92L29 93H27V92H25L29 97L28 98H30V96H31V98H30V100L32 101V102H34V103H29L30 101H29V99L28 98H26V101L30 104V106L27 108L26 107V110H20V112L18 113L19 115H17V114H13L11 117V119L10 120H12V121H14V122H16V123H14L15 125H14V127L13 128H15L14 130H12L11 129V132H10V139H12V137H13V140H16V141H20V144H22V145H24V146H29V145H31L32 143H38L39 141H40V143H42V145H40V146H43L44 144H43V142L45 141L44 139H46L47 137L45 136V135H43L44 134V129L47 127V124H50V123H52L53 125H54V127L55 126H66V125H68L69 124V120H71V122H70V126H71V124L74 126V128H75V131H77L76 133H75V135L78 133V135L80 136V141L82 142V143H84L83 141H87L89 144H88V149H86V150H84V152L86 153V155L88 154V156H89V158L91 159V164L90 163H88V164H85V165H74V164H71V165H67V168L70 170V171H81V170H84V169H86L88 172L86 173L87 175L86 176H88V178L87 179H85L86 177H81V178H83V179H78L81 175H79L78 176V178L76 179V176L75 175H71V176H67L63 181H62V184L63 185H65V187L66 188H68L67 190V196L64 198V199H55V206H58V202H60V201H62V203L64 204V205H66V207H71L72 205H75V206H78V207H81V206H79L81 203H83L82 202V199H80V198H78L77 199V197L78 196H82V194H84L83 196L85 197L86 195H89V196H91V192H92V187H94L95 188V184H93V182H95L99 177H100V179H98V180H101V178H102V180H107V182L109 181V178L110 177H113L118 171L119 172H121L122 170H124V169H126L127 167H129V164L128 163H130L131 162V159H130V162H127L126 161V159L128 160V158L130 157H128V158H126L127 157V155H128V151H129V155H131L132 153V151H133V154L135 153L134 152V150L135 149H137L138 148V142L137 141H139L140 139H139V137L140 138H142V135L144 134V133H146L145 134V136L148 134L147 132L149 131L150 132V129H151V127L153 128V126H151L150 127V129L149 128H146V125H148L147 127H149V122H150V120L153 118V117H151V119L150 120H147V118H148V115H144V113H148V111H147V108L145 109H143L142 107L143 106H141V108H142V110L143 111H146V112H144V113H138V115H144L145 117H142V119L144 120V119H146L144 122H145V124H144V127H143V131L145 130L146 131V129L148 130V131H146V132H142L141 130H142V128H141V130H140V132H138L140 135H141V132L143 133L141 136H135V135H133L134 137H130L129 138V136L128 137H126L125 135H121L120 136V133L118 132V131H120V129L121 128H119V126L118 127H115V124H114V122L116 121H118V123L120 122V124H118V125H121V123H122V119H121V117H122V115H121V113L123 114L124 113V109H122V106L121 105H117L116 107H115V105H111L110 103H111V101L114 103L115 101H113V99L111 100V99H109V100H111V101H109L108 100V98H110V97H112V95H114L113 93V90H115L116 89V86H119L120 84H121V82H123L122 80H125V77H124V75L122 76V70H125L126 72L128 71V70H130V67H133L132 65H134V66H136V65H139V66H136V67H138L137 69H139L140 68V70L141 69H144L145 67L146 68H148V66H149V68H151V70H150V72L152 73V75L153 74H160V77H162V78H160L157 74V76L155 75V78L157 77H159L158 79H156L157 80V82L158 83H161L160 84V86L161 85H167L166 87H164V89H167V92H168V90L169 91H171V93H169V94H171L170 96H169V98L168 97H166V95L168 94H164V97H165V99H167L166 101H167V103H166V107H165V109H164V112H165V110L167 109V115H168V117H170V118H172V120H176L175 122H177V124L179 125V126H182L183 127V129H184V127L186 128L185 130L187 131L186 133H185V136L186 135H188L189 133H190V129L192 128H194L193 127V124H194V121L195 122H197L196 124H197V126L196 127H198V124H199V119H197V120H195L196 118H199V117H195V116H200L201 114H202V112H203V109L201 110V109H199V107L197 106H195L196 108H198V109H196V108H194V106H191V102L192 101H194V100H197V99H199V98H201L202 100V102H204L203 101V99L205 98V101H206V99H207V96L210 94V93H208V91L209 90H211V89H207V87H209L208 86V84L210 83V81H211V78H214V77H211V75H213L214 76V73H213V71L212 70H216V69H214L213 67H209V65H210V63H213L212 64V66L214 65H216L215 64V62L217 63V67L219 66V68H221L222 70H224V71H226V70H230V68L231 69H233L232 70V72L234 71V72H236V71H240V70H242L241 68H242V66L244 65V64H242V62L244 61H242V59L244 58H251L252 56H254V54H252V51H250V49L248 48V46L251 44V42L253 41V40H256V38L259 36V34L257 33L258 31H257V27H256V25H258L259 26V29L262 31V37L261 36H259L260 37V39H258L257 41L261 44L262 43V41L264 42V9L262 8V3L264 2V0H221V2L222 1H227V2H225L224 4H225V6H226V8H225V6H224V4H217L215 1H214V3H216L215 5L217 6H215L214 4H213V2L212 1H208L209 2V5H211V7H209L207 4H208V2H206V1H201V0H185V1H187L188 3L187 4H189L190 2L192 3V2H199V3H195V4H197L196 5V7H195V5H193L194 3H190L189 5L192 7H195V8H193L194 9V12H192L193 11V9L192 8H190L189 10L187 9L188 7H186V6H184V7H186V9H180L179 7H177V6H175V4H177V3H175V2H177V1H175L173 4H171L172 3V0L170 1H168V0H165V1H167V3H168V7H170V9L167 7V6H165V4L163 3V2H165V1H163L162 3H163V5L161 4V1L162 0H139V5H140V7L142 8V10L145 12V11H153V13L155 12V15H154V19H153V21L154 22H148L147 24H146V26H144V22L145 21H143V20H145V18H140V16H139V14L140 13H138V15L137 16H132L131 15V13H132V10L130 9V4H129V2L128 1H130V0H105ZM178 1H181V4H184V2L185 1H183V0H178ZM190 1V2H189ZM5 2V1H4ZM170 2V3H169ZM183 2V3H182ZM13 3V2H12ZM30 3V2H29ZM87 3H82L81 5L82 6H86V4ZM207 3V4H206ZM223 3V2H222ZM6 4H9V2H7ZM169 4H171V5H173L172 7L169 5ZM179 4V3H178ZM177 4V5H178ZM180 4V5H181ZM185 4H186V2H185ZM10 5V4H9ZM206 5L209 7V9L210 8H212V9H214V10H212L211 11V9L209 10V16L208 15H206V13H207V8L208 7H206ZM215 6V8H213L214 6ZM220 5H221V7H220ZM115 6V7H114ZM117 6V7H116ZM10 7H11V5H10ZM22 7H23V5H22ZM197 7L199 8L198 10H201L202 12H200V15L201 16H198L197 15V18L198 19H194V17H196V16H194L193 15V17L191 16H189L190 14H195V12H196V9H197ZM264 7V6H263ZM0 8H2V6L0 7ZM28 8V7H27ZM26 8V9H27ZM110 8H106V10H108V11H110L111 9ZM114 8H115V10L116 9H118V11L116 10H114ZM217 8V9H216ZM25 9V8H24ZM23 9V10H24ZM29 9V8H28ZM110 9V10H109ZM173 9V10H172ZM227 9V10H226ZM67 10H69V9H67ZM67 10H64L63 12H61V14H62V17H65L66 16V12L67 13H69V11H67ZM184 10H186L185 12H188L187 14L188 15H186V17H185V15L184 14H186V13H183V15H181L182 13L181 12H183ZM197 10V12H199ZM181 11V12H180ZM226 12V15H228V16H230V18H231V20L233 21H230L231 23H233V25H230V27H228L226 24L227 23H224V25H226L225 27H220V25L219 24H217L216 22H217V19H216V17H214V18H212L214 15L216 16V14H219V13H221V12H223L224 14H225V12ZM1 12V11H0ZM27 12V11H26ZM28 12H29V10H28ZM27 12V13H28ZM215 12V13H214ZM217 12H219V13H217ZM105 13H106V15H105ZM207 13V14H208ZM211 13V14H210ZM228 13V14H227ZM168 14H170V16L168 15ZM240 14H243V15H241L240 17L241 18H244V20L242 19H240L241 21L240 22H242V21H245L247 24L248 23H252V25H254V26H252L254 29H256V33H254V35H258V36H255L256 38L255 39H253L252 40V37L254 36H252L251 34L253 33V30L249 27L248 29H246L247 27L246 26H248L246 23H240L239 22V18L238 19H236ZM212 15V16H211ZM248 18V19H250V20H248L247 18H245V16ZM0 16H2V12L0 13ZM6 16V17H7ZM24 16V15H23ZM171 17V18H167V19H169V20H166V17ZM143 17V16H142ZM208 17H210L211 19L209 20H207V18ZM190 18H193L194 20H195V22L193 21V19H190ZM229 18V17H228ZM172 19V20H171ZM190 21H189V20ZM246 19V20H245ZM262 19H263V22H262V24L260 23L261 21H262ZM28 20V21H27ZM237 20V21H236ZM247 20H248V22H247ZM146 21H147V19H146ZM192 21L195 23H193V25H190V22L192 23ZM21 23V24H18V23ZM93 22H94V24H93ZM164 22V23H163ZM14 23H17L16 25L14 24ZM240 25V26H242L243 27V25H244V27H243V29L238 25V24ZM12 24H14V25H12ZM30 24H32V25H30ZM75 24H77V22L75 23ZM30 25V26H29ZM87 26L88 28L90 27L91 28V26ZM23 26V25H22ZM94 26H96V25H94ZM142 26H144L145 27V29H143L142 30ZM7 27H8V30H7ZM19 27V26H18ZM24 27H25V25H24ZM194 27H199V28H203V30L204 31H206L207 33H209V31L211 30V29H213V31L215 32V38L213 37H211L209 40H211V41H209L208 39H206V40H204V41H207V43H205V42H203L202 44H199V43H201L200 41H198L197 40V38H195V36H194V34L196 35L197 33L195 32L194 33V31H196L195 29H194ZM211 27H214V28H211ZM26 28H24V29H26ZM32 28V27H31ZM141 28V29H140ZM262 28V29H261ZM120 29H118V30H120ZM250 29H251V31H250ZM13 30V32H14V29L12 28L11 29V31ZM20 30L22 31V27L20 28ZM141 30V31H140ZM145 30V31H146ZM26 31H27V29H26ZM120 32V31H119ZM255 32V31H254ZM26 33H28V32H26ZM26 33H24L23 35L24 36H26ZM116 33H118V32H116ZM153 32H150L149 34V36H150V38L152 37V38H154L153 36H151V34H152ZM251 33V34H250ZM1 34H3L4 35V31H3V33H2V31H1ZM21 36H23L21 33H19ZM50 34L52 35V36H50ZM115 34V33H114ZM122 34H127V31H125L124 30V32L122 31ZM154 35L156 34V32L155 33H153ZM152 34V35H153ZM2 35V36H3ZM15 35V36H14ZM113 35V34H112ZM111 34H110V36H112ZM116 35H118V34H116ZM210 35H211V33H210ZM12 36H14V37H12ZM23 36V37H24ZM119 37H120V35H118ZM157 36V34L155 35V37ZM197 36V35H196ZM252 36V37H251ZM18 38H19V35L17 36ZM27 37H28V35H27ZM27 37H24V40H25V38H27ZM30 37V36H29ZM52 37V38H53ZM113 37H114V35H113ZM134 37V36H133ZM148 37V36H147ZM198 37V36H197ZM2 38H4V37H2ZM4 38V39H5ZM17 38V39H18ZM115 39H117L118 40V38H116V37H114ZM114 38H111V39H109V41H111L112 39V41L113 42H115L114 40ZM149 38V37H148ZM194 38L197 40V44L198 45H196L195 46V42H193L192 44H191V42L192 41H195L194 40ZM254 38V37H253ZM262 38V39H261ZM2 40L1 39V42L2 43H4V41L5 40ZM6 39V42L8 41ZM10 39V40H11ZM131 39H132V37H130L129 39H128V44H127V46H128V50H129V52L131 53V52H133V50H134V48L136 49V47L134 46V41L132 42L131 41ZM19 40V39H18ZM28 40V39H27ZM142 40V39H141ZM141 40H139L140 42H141ZM260 40H262L261 42H260ZM15 41H17L16 40V38H15ZM20 41H22L21 40V38H20ZM138 41V43L140 44V42ZM202 41V40H201ZM209 41V42H208ZM257 41H255V43L257 42ZM19 42V41H18ZM18 42H17V44H14L15 46H13V48H12V50L14 51V53H12V50H11V53H12V55H14V56H12V58L14 57V61H16V62H18V60H17V55H21L20 53L23 51H21L20 52V50H21V48H23V46L21 45V46H19L18 45ZM57 42V43H56ZM85 42V41H84ZM118 42V41H117ZM142 42H143V40H142ZM142 42H141V44H142ZM212 43V45H210L211 43ZM257 42V43H258ZM1 43V46L2 45H4V44H2ZM16 43V42H15ZM144 43V42H143ZM253 43V42H252ZM77 44H79L80 46H78ZM214 44V45H213ZM243 44V45H242ZM245 44V45H244ZM248 46H247V45ZM264 44V43H263ZM45 45V44H44ZM192 45L194 46V47H192ZM262 45V44H261ZM120 46V45H119ZM137 46H138V44H137ZM139 46H141L140 47V49L142 48V46L143 45H139ZM138 46V47H139ZM144 46H145V43H144ZM143 46V47H144ZM243 46V47H242ZM247 48H246V47ZM3 47V46H2ZM20 49H19V48ZM95 47H96V49H95ZM15 48V49H14ZM35 48H36V46H35ZM81 48V47H80ZM148 48V47H147ZM251 48V47H250ZM4 49H6L5 48V46H4ZM3 49V50H4ZM16 49H18L19 51H16ZM60 49H62V52H60ZM75 49V50H74ZM143 49V50H142ZM141 50L142 51H145V50H147V49H144V48H142ZM150 49V48H149ZM2 50V49H1ZM34 50H36V49H34ZM33 50V51H34ZM112 50H111V53L113 52ZM151 51V50H150ZM3 52V51H2ZM1 51H0V53L1 54H3ZM24 52V51H23ZM23 52H22V54H23ZM35 52V51H34ZM76 52H78V54L76 53ZM135 52V51H134ZM146 52V51H145ZM5 53V52H4ZM36 53V52H35ZM34 53V54H35ZM108 53V52H107ZM107 53H105L106 55V57H107ZM6 54V53H5ZM3 54L4 56V58H5V61H7L8 60V58L6 59V56L8 57L9 55H11V54H9L8 53V55L6 54ZM28 54H30L31 55V53H29L28 52ZM101 54V55H102ZM110 54V53H109ZM135 54V53H134ZM138 54V53H137ZM142 53H140V55H141ZM24 55H26L25 53H24ZM22 56V57H24V60H25V58L26 57H28V55L25 57V56ZM38 55V54H37ZM82 55V54H81ZM81 55H78L77 57H78V60L81 62V63H83V65H82V67H84V66H88V64L90 63V60H91V57H88V58H86V59H83L85 56V54L83 55V56H81ZM120 55V54H119ZM217 56L218 58H216L217 59V61H215L214 59H212L214 56ZM39 56H42V55H40V53H39ZM83 57V58H81L82 60H84L83 62H82V60L80 59V57ZM108 56H110V55H108ZM125 56H127V55H125ZM164 56V55H163ZM213 56V57H212ZM215 56V57H216ZM3 57H2V59L0 58V61L2 62V61H4L3 60ZM75 57V58H74ZM119 57V56H118ZM137 57H138V55H137ZM165 57V56H164ZM12 58H9V59H12ZM33 58V57H32ZM41 58H45V57H41ZM145 58V59H146ZM160 58V59H159ZM23 59V58H22ZM35 59H36V57H35ZM39 59H40V57H38V61H39ZM42 59V60H43ZM73 59H75V61L73 60ZM106 59V58H105ZM104 59V60H105ZM111 59V60H112ZM158 59V60H157ZM245 59V60H246ZM19 60H20V58H19ZM27 60V59H26ZM30 60V59H29ZM41 60V61H42ZM48 60H49V58H48ZM118 60V59H117ZM116 60V61H117ZM137 60V59H136ZM155 60V61H154ZM183 60H185V62H186V64H185V62L183 61ZM214 60V61H213ZM219 60V61H218ZM11 61V64L13 63V60H10ZM20 61H22V60H20ZM19 61V62H20ZM40 61V62H41ZM115 61V62H116ZM9 62V61H8ZM40 62H38V64H40ZM43 62V61H42ZM44 62H46V59H45V61ZM245 62V61H244ZM6 62H2V64L5 66L6 64H5ZM10 63V62H9ZM24 63V61L21 63V64H23ZM30 63H31V65H32V61H30ZM120 62H118V64H119ZM206 63L208 64V65H206ZM11 64H9V66L11 65ZM34 64V63H33ZM103 64V63H102ZM101 64V65H102ZM121 64V63H120ZM56 65V66H55ZM165 65V64H164ZM183 65H186V66H183ZM206 65V66H205ZM1 66V65H0ZM4 66H1V67H4ZM8 66V65H7ZM12 66V65H11ZM20 66V68L17 66L16 68L14 67V66H12L11 67V69H14V70H16L17 68H19V70H17V71H20V69H21V67L22 66H24V65H19ZM45 66V65H44ZM97 66V65H96ZM205 66V67H204ZM32 67V66H31ZM99 67H100V63H99ZM106 67V66H105ZM212 68L211 70L210 69H208L209 71H211L210 73H209V71H207L208 72V74L210 75H208L207 73H206V70H207V68ZM228 67V68H227ZM8 68V67H7ZM10 68V67H9ZM29 68H30V66H29ZM77 68H81L80 70L78 69V71L76 70ZM204 68H206V69H204ZM10 69V70H11ZM31 69H29V71L31 70ZM57 69V70H58ZM91 69L89 70V71H91ZM102 69H104V71L102 72ZM136 69V70H137ZM182 69V70H181ZM185 69V70H186ZM190 69H191V72H190ZM2 70V72H3V69H1ZM14 70H12V71H14ZM28 70V69H27ZM87 70V69H86ZM87 70V71H88ZM140 70H138V71H140ZM6 71V70H5ZM5 71L3 72V74L5 73ZM7 71H8V69H7ZM11 71V72H12ZM121 71V72H120ZM125 71H123L125 74H126V72ZM135 71V70H134ZM164 71H165V74H163L164 73ZM224 71H223V73H224ZM31 72V71H30ZM132 72H133V70H132ZM136 72V71H135ZM163 72V73H162ZM169 72V71H168ZM167 72V74H168V76H169V73ZM217 73L216 74H218L219 72H218V70L216 71ZM241 72V71H240ZM240 72H237V73H240ZM13 73V72H12ZM14 73H17V72H14ZM56 73H57V71H56ZM77 73V74H76ZM134 73V72H133ZM139 73H141V71L139 72ZM143 73H145V72H143ZM161 73H162V76H161ZM229 73L230 72H228V75H229ZM2 74V75H3ZM85 75V76H83L84 77V80L86 79L87 80V84H84L85 86H84V88L86 87L87 89L89 88H92L93 87V80L92 79H94V80H96L97 82L99 81V82H102V83H106V88L104 89V87H103V85L104 84H102L101 86L103 87L102 88V92H101V94H100V96H97L98 98H96V97H94L93 99L95 100H97V101H100V102H98L99 104H101V106L99 105V104H97V105H99L96 109H94V108H92V107H89V108H85V110H81L80 112H79V114H77V113H75V110L77 111L78 110V107L77 106H79V108L81 109L82 107H84V106H81V105H77V103L76 102H78V100L77 99H73V100H71V98H72V96L75 98L76 97V95L74 96V92L76 91L77 92V90H74L75 88H76V86H77V88L76 89H80V87L78 86L79 84L78 83H80V82H78V79H81L82 78V75ZM225 74V73H224ZM227 74V73H226ZM7 75H9V78H10V75L11 74H8L7 73ZM48 75V76H47ZM139 75H142V74H139ZM145 75H147V74H145ZM183 77H182V76ZM236 75V74H235ZM235 75H233V76H235ZM12 77L14 76V75H11ZM16 76H19V75H17V74H15V77ZM126 76V75H125ZM151 76V75H150ZM208 76H209V78H208ZM52 77V78H51ZM124 77V78H123ZM141 77H143V76H141ZM145 77V76H144ZM225 77V76H224ZM229 77H232V76H229ZM236 77V76H235ZM264 77V76H263ZM2 78V77H1ZM17 78V77H16ZM123 78V79H122ZM208 78V79H207ZM237 78V77H236ZM3 79H4V77L1 79L2 81H3ZM20 79V78H19ZM54 79V80H55ZM146 80L145 81H147V78H145ZM150 79V78H149ZM159 79H161L160 80V82H159ZM222 79V78H221ZM238 79V78H237ZM13 80H15L14 78H13ZM17 80V79H16ZM21 80V79H20ZM19 80V81H20ZM50 80V81H49ZM53 80V81H54ZM57 80V79H56ZM68 80V81H67ZM120 80V81H119ZM137 80H139V79H137ZM207 80L209 81V82H207ZM61 81V82H62ZM115 81H117V83L118 82H120V84L118 83V84H116V82ZM127 81H129L128 79L125 81V82H127ZM135 80H134V77H133V82H134ZM175 81V80H174ZM231 81H234V79H231ZM244 81V80H243ZM249 81V80H248ZM15 81H13V83H14ZM32 82V81H31ZM37 82H39V83H37ZM47 82V83H46ZM76 82V83H75ZM136 82V81H135ZM134 82V83H135ZM206 82H207V84H206ZM235 82H238V81H235ZM233 83L232 85H234V87H232V88H234V92L235 91H238V92H242L243 90H245V91H247V93L250 91V94H251V92H252V89L251 90H249L248 91V89H250L251 88V86H250V82H249V85L247 84L248 82H246L245 81V85H237L236 83ZM240 82V81H239ZM261 82V81H260ZM259 82V83H260ZM262 82H263V85H264V79L262 80ZM3 83V82H2ZM2 83L0 82V84L2 85ZM16 84H13V85H17V81L15 82ZM20 83V82H19ZM21 83H23V82H21ZM21 83L20 84H18V85H21ZM55 83V82H54ZM85 83V82H84ZM129 83V82H128ZM221 83V82H220ZM29 84V83H28ZM49 84H51V83H49ZM75 84H77L76 86H74ZM82 84V82L80 83V85ZM101 84V83H100ZM115 84H116V86H115ZM122 84H124V82L122 83ZM121 84V86L120 87H123V85ZM126 84V83H125ZM223 84H224V82L223 83H221V87H223ZM246 84H247V87H246ZM17 85V86H18ZM24 87H25V85L24 84H22ZM21 85V86H22ZM27 85V84H26ZM45 85V86H44ZM52 85H54L53 83H52ZM57 85V84H56ZM96 85V84H95ZM145 85V84H144ZM147 85V84H146ZM145 85V89H146V87L147 88H149L148 86H146ZM180 85H182L183 86V89L181 88V86ZM206 85H207V87H206ZM231 85V86H232ZM17 86H14L15 87V89H14V87H12L14 90L13 91H15L16 93H18V90L20 89V88H22V87H17ZM58 86H59V84H58ZM73 86L75 87L74 89H73ZM114 86H115V89H114ZM152 86V85H151ZM174 86V85H173ZM172 86V87H173ZM184 86H186V88L184 89ZM229 86H230V84H229ZM229 86H227V87H229ZM249 86H250V88H249ZM2 87H4V86H2ZM17 87V88H16ZM48 87H49V85L47 86V89H48ZM53 87V86H52ZM59 87H61V86H59ZM63 87H64V85H63ZM125 87V86H124ZM144 87V86H143ZM224 87H226V84H225V86ZM223 87V88H224ZM5 88V87H4ZM50 88H51V86H50ZM49 88V89H50ZM118 88V87H117ZM160 88H162L163 89V87L161 86ZM188 88V89H187ZM230 89V90H233V89ZM248 88V89H247ZM262 89L264 88V86H262L261 87ZM260 88V85L258 84V87H257V89L258 90H260V93H261V97H263V94H262V92L264 93V91H262L261 92V89ZM3 89V88H2ZM7 89V88H6ZM23 89V90H24ZM30 89V88H29ZM53 89V88H52ZM82 89V88H81ZM119 89V88H118ZM118 89H117V92H118ZM188 90V93H187V90ZM5 90V89H4ZM12 90V89H11ZM86 90V89H85ZM101 90V88L99 89V91ZM160 90V89H159ZM176 90H177V88H176ZM185 90V91H184ZM221 90H222V88H221ZM229 90V89H228ZM229 90V91H230ZM264 90V89H263ZM8 91V90H7ZM51 92L53 91V90H50ZM80 91V90H79ZM78 91V92H79ZM82 91V90H81ZM91 91V90H90ZM116 91V90H115ZM195 91L197 92V94H195ZM212 91V90H211ZM216 91L218 92V90L216 89ZM225 91H227L226 89H225ZM229 91H227V92H225V93H229V94H225L226 96H225V98L228 100L229 99V101H227L226 99H225V103H227V105L230 107V105H229V103L228 102H230V100L231 101H234L235 100V98L236 97H238L239 95H236V96H234V97H231V96H233V95H231V93H233V92H229ZM9 92V91H8ZM24 92V91H23ZM22 92V90H21V93H20V90H19V93L18 94H16L17 95V97H13V98H20V100H21V97H19L20 95H22V97L25 95L26 96V94H24ZM54 92H55V90H54ZM75 92V93H76ZM77 92V93H78ZM89 92V91H88ZM113 92V93H112ZM120 92V91H119ZM118 92V93H119ZM123 92V94H124V92H127V91H122ZM174 92V93H173ZM11 93H12V91H11ZM14 93V92H13ZM24 95H23V94ZM37 93H39V94H41V93H43V94H45V95H37ZM80 93V92H79ZM173 93V94H172ZM216 93V92H215ZM247 93H245V94H247ZM257 93V92H256ZM260 93H257L258 95H255V100H254V103L252 102L253 101V99H251L252 101H250V102H252L253 104H254V106L250 103L247 107H249V109L247 108V111L248 112H253V111H256V108L258 107V105H260L258 108V112H259V110L261 109V110H263V108H260V107H264V99H262V98H260ZM36 94V95H35ZM87 96H82L83 97V101H82V103L81 104H83L84 105V103L85 102H89V100H90V96L88 95V93H85ZM110 94H112L110 97H109V95ZM117 94V93H116ZM122 94V93H121ZM122 94V95H123ZM176 94V95H175ZM185 94V93H184ZM234 94H236V93H234ZM244 94V95H245ZM99 95V94H98ZM118 95V94H117ZM207 95V96H206ZM213 95V94H212ZM221 96V93L220 94H217L216 93V96ZM223 95V94H222ZM8 96H10V95H8ZM25 96L22 98V100L24 99V101H25ZM78 96H80V95H77V97L76 98H78ZM114 96H116V95H114ZM113 96V98H115ZM241 96V95H240ZM248 96H250V95H248L247 94V96L245 95V96H243V97H248ZM254 96V95H253ZM32 97H34V99H32ZM82 97H79V98H82ZM118 97V96H117ZM163 97V98H164ZM209 97H210V95H209ZM213 97H215V96H213ZM89 98V99H88ZM181 98H183V99H181ZM186 98V99H185ZM222 98V97H221ZM264 98V97H263ZM88 99V100H87ZM164 99V100H165ZM170 99V100H169ZM241 99H242V96H241ZM247 99H249V97L247 98ZM246 99V100H247ZM263 100V102H262V100ZM8 100V99H7ZM106 100V101H105ZM144 100L146 101L147 99L146 98H144ZM259 100L261 101V103L259 102ZM26 101H25V103H26ZM102 101V102H101ZM147 101H149V100H147ZM165 101V102H166ZM221 100L219 99V102H220ZM11 102V101H10ZM17 102H19V100L17 101ZM22 102V101H21ZM49 102H51V103H53V104H49ZM116 102H120V101H116ZM143 102V101H142ZM150 102V101H149ZM155 102V101H154ZM218 102V101H217ZM236 102H238V100L236 101ZM235 102V103H236ZM242 102V104H239L240 103V101L237 103V105L235 104L234 106H235V109H236V107L238 106L239 108L241 107V105H242V109H245V102L244 101H241ZM244 102V103H243ZM247 102V101H246ZM14 103V102H13ZM20 103V102H19ZM23 103V102H22ZM28 103H26V104H28ZM87 103H85L86 104V106H87ZM208 103V102H207ZM233 103V102H232ZM1 105H2V103H0ZM116 104V103H115ZM143 104V103H142ZM150 104V103H149ZM156 105H157V102L155 103ZM154 104V106H155V108L156 107H159V106H156ZM190 104V105H189ZM214 104V103H213ZM231 104V103H230ZM243 104H244V106H243ZM22 105V104H21ZM24 105V104H23ZM22 105V109H23V106ZM124 105V104H123ZM197 105V104H196ZM227 105H224L223 107H226ZM240 105V106H239ZM252 105V107H250ZM255 105L257 106V107H255ZM10 106V105H9ZM26 106V105H25ZM28 106V105H27ZM89 106V105H88ZM150 106V105H149ZM210 107V106H213L214 107V105H212V104H210V105H208L207 104V107ZM232 104H231V107L229 108V107H227V108H229L230 110H231V108H232ZM114 107H115V109H114ZM137 107H139V106H137ZM212 107V108H213ZM238 107H237V109H238ZM244 107V108H243ZM255 107V108H254ZM125 108V110H126V107H124ZM203 108V107H202ZM234 108V107H233ZM250 108H252L251 110H250ZM10 109V108H9ZM12 109V108H11ZM139 109H140V107H139ZM149 110H151L150 109V107L148 108ZM154 109V108H153ZM157 109V108H156ZM155 109V110H156ZM209 109V108H208ZM208 109L206 110V111H208ZM241 109V108H240ZM13 110V109H12ZM122 110H123V112H122ZM137 110V109H136ZM209 110H211V108L209 109ZM213 110H215V112H216V109H214L213 108ZM239 110V109H238ZM18 111V110H17ZM114 111H115V113H114ZM159 111V110H158ZM219 111V112H218ZM216 113H217V115H218V117L221 119V122L220 121H218L217 123H215V121H213L214 119H211V120H209V121H213L214 123H215V126H216V124H219V122L220 123H222L221 124V126H219V129H218V132L220 133V135H219V137H216L215 139L214 138H212V140L214 139V141L212 142L211 141V139H210V142L209 143H207L206 144V142H205V140L204 139H202L203 140V142H205L204 143V145H206L207 146V152H209L208 150H209V148H210V150H211V146H212V150H214V152H215V156H217V157H215V158H217V159H219L220 157H222L223 156V154L225 153L226 154V156L228 157V158H230V161H233V162H236L237 164H238V166L239 167H237V165L236 164H234V163H231V164H226V166L224 167V173H228V171H233V170H235L234 171V173H233V175L230 177V179H225V180H222V181H220L219 183H216V185H214V193H215V196H217V197H219L220 195L222 196V198H227L228 196H229V190L231 191H235L239 186H240V182H250L251 184H252V186H251V188H248V190H249V194L251 195V192H252V197H251V199H252V201H253V199L255 200V203L256 202H258V200L260 199V197L258 196V194H255V192H254V184L249 180V179H247V177H248V175H251L252 176V179H256L257 181L259 180V182L261 183V185H263L262 186V192L264 191L263 189H264V130L262 131V130H258L257 129V127L255 128L256 130H258L259 131V133L261 132V134H260V136H261V138H260V140L262 139V143L263 144H261V145H263V146H261L260 144H258V142H257V140H258V137H257V139L253 136L254 135V133H252L253 132V130H254V127L256 126V124L258 123V125H259V122H260V120H259V117H258V119L257 120H259L258 122H256L255 124H254V127H253V125H252V120L251 119H249V120H251V121H249L248 120V117L250 118V113H249V115H248V117H247V121H246V118H245V120H243L242 119V114H240L241 115V119L243 120V121H245L244 123V125L243 126H241V127H238L237 125L239 124L240 125V123H241V121L242 120H240V122L238 123L237 122V125L236 124H233V123H230V121H231V118L233 119V116H236L235 118H237V117H239V114H237L236 113V115L234 114L233 115V113H232V117H231V115H229L230 113L228 112V110L226 109V108H223V109H219ZM237 111V110H236ZM243 111V110H242ZM246 111V112H247ZM256 111V112H257ZM264 111V110H263ZM151 112V111H150ZM205 112V111H204ZM212 112V111H211ZM238 113H239V111H237ZM245 112V113H246ZM257 112V113H258ZM1 113H3V112H1ZM135 113H137V112H135L134 111V114ZM157 113V115H155ZM156 113H152V114H150V115H154V116H157V117H161L162 116V113H160V112H157L156 111ZM161 115H160V114ZM193 113H195V114H198V115H195L194 116V120H193V122H192V115H193ZM216 113H214V115L216 114ZM241 113V112H240ZM87 114V115H86ZM121 116H120V115ZM163 114H165V113H163ZM259 115H260V113H258ZM3 115V114H2ZM1 115V116H2ZM135 115H137V114H135ZM140 115V116H141ZM149 115V116H150ZM217 115H215V116H217ZM257 115V114H256ZM6 116V115H5ZM4 116V117H5ZM71 116V117H70ZM118 116H120V117H118ZM203 116H206V115H202V117ZM246 116H247V114H246ZM245 115H244V117H246ZM258 116V115H257ZM157 117H154V118H157ZM165 117H167V116H164V119H166ZM167 117V118H168ZM201 117V116H200ZM252 117H255V115L253 116L252 115ZM71 118V119H70ZM119 118V119H118ZM122 118H124V116L122 117ZM205 118V117H204ZM204 118H201V119H204ZM207 118H209L210 119V117H207ZM217 118V117H216ZM219 118H217V119H219ZM240 118V117H239ZM239 118H237V119H235L234 120V122L236 121V120H239ZM7 119V118H6ZM6 119L5 120H3V119H1V120H3V124L1 123V125H0V127L2 126V125H4L5 124V121H6ZM136 119V118H135ZM159 119V118H158ZM157 119V120H158ZM161 119H162V117H161ZM169 119V118H168ZM156 124H157V121H156V119H152ZM208 120V119H207ZM228 120H230V121H228ZM9 121V120H8ZM149 121V122H148ZM152 121V122H153ZM158 121H160V120H158ZM201 121V120H200ZM203 121V120H202ZM48 122V123H47ZM50 122V123H49ZM115 122V123H116ZM163 122H165L164 120H163ZM167 122V121H166ZM170 122H171V120H170ZM206 122H208V121H205L204 123L206 124ZM8 123V122H7ZM147 123V124H146ZM151 123V122H150ZM162 123V122H161ZM204 123H203V125H202V127L204 126V127H206L205 125H204ZM209 123V122H208ZM236 123V122H235ZM254 123V122H253ZM11 124H12V122H11ZM51 124V125H52ZM167 124V123H166ZM174 124V123H173ZM195 124V125H196ZM211 124H213V123H211ZM210 124V125H211ZM7 125V124H6ZM51 125H48V127L49 126H51ZM157 125H159L160 126V122H159V124H157ZM163 125V124H162ZM161 125V126H162ZM194 125V126H195ZM5 126V125H4ZM3 126V127H4ZM8 126V125H7ZM69 126V127H70ZM155 127H156V125H154ZM164 126H166V125H164ZM163 126V127H164ZM212 126H214V124L212 125ZM218 126V125H217ZM216 126V127H217ZM262 126V124L260 125V127ZM6 127V126H5ZM10 127V126H9ZM45 127V128H44ZM154 127V128H155ZM181 127V128H182ZM201 127V128H202ZM203 127V128H204ZM8 128V127H7ZM7 128H5V129H7ZM50 128V127H49ZM48 128V129H49ZM52 128V127H51ZM50 128V129H51ZM58 127H55V129H57ZM64 128V127H63ZM66 128H68V126H66ZM65 128V129H66ZM145 128V129H144ZM40 130V131H37V130ZM47 128H46V130L45 131H47L48 130ZM49 129V130H50ZM156 129V128H155ZM158 129V128H157ZM205 129H207V128H205ZM205 129H202V130H205ZM263 129H264V125H263ZM2 130H4L3 128L1 129V133H2ZM9 130V129H8ZM200 130V129H199ZM198 130V131H199ZM202 130H200V131H202ZM255 130V131H256ZM5 131V130H4ZM73 131H74V129H73ZM207 131V130H206ZM258 131H256V132H258ZM36 132H38V133H36ZM40 132V133H39ZM151 132H153V130L151 131ZM172 132H177V129L176 128H173L172 129ZM205 134H206V132L205 131H203ZM203 132H201V133H203ZM207 133H210V132H207ZM205 134L204 135H202V136H204L205 137ZM253 134V135H252ZM257 134V133H256ZM255 134V135H256ZM136 135H137V133H136ZM192 134L190 133V136H191ZM258 135V134H257ZM1 136V135H0ZM34 136V137H33ZM59 136V135H58ZM57 136V137H58ZM122 136H124V137H122ZM189 135L188 136H186L188 139H189V137H190ZM259 136V135H258ZM121 137V138H120ZM126 137V138H125ZM138 137V138H137ZM184 137V136H183ZM182 137V138H183ZM253 137L256 139V142H257V144L252 140L253 139ZM54 138H56V137H54ZM126 140H125V139ZM127 138H129V139H127ZM143 138H144V135H143ZM187 138H183V140L184 139H186V140H188ZM83 140V141H82ZM128 140V141H127ZM137 140V141H136ZM180 139H176V141L178 142V143H176V141H175V145H174V142L173 141H171L170 143H172V145H174L175 147L177 146V145H179V143H180V141H179ZM4 141V140H3ZM2 141V142H3ZM80 141H76L77 142V144H82V143H80ZM185 141V140H184ZM201 141V140H200ZM199 141V142H200ZM259 141V140H258ZM1 142V143H2ZM135 142V143H134ZM140 142V141H139ZM186 142V141H185ZM212 142V144H210ZM6 143V142H5ZM8 143V142H7ZM45 143V142H44ZM137 143V144H136ZM170 143H169V145L167 146V147H170L169 149H167V151L169 152L170 151V149H174L173 148V146H171L170 145ZM188 143H189V141H188ZM187 143V144H188ZM3 144H4V142H3ZM10 145H8V146H12V144L11 143H9ZM39 144V143H38ZM75 144V143H74ZM129 144H135V145H133L134 147H136L135 149L132 147V146H130ZM185 143L183 142V145H184ZM202 145L203 143H198V145ZM107 145V146H106ZM108 145L110 146L109 147V152L107 151V149H106V147L108 148ZM128 145L132 148V149H134V150H132V149H130L129 147H128ZM190 145H193V143L192 144H190ZM190 145L188 144L187 145V147L189 146L190 147ZM196 145L197 144H195V145H193L194 146V148L196 147ZM210 145V146H209ZM7 146V147H8ZM37 146V145H36ZM106 146V147H105ZM180 147L182 146L181 144L179 145ZM178 146V147H179ZM193 146L192 147H190V148H192L193 150H196V148L194 149L193 148ZM208 146H209V148H208ZM1 147V146H0ZM75 149H77V148H80L79 146L76 148L75 146H73ZM179 147V148H180ZM182 147H186V146H182ZM228 147H231V148H228ZM38 148V147H37ZM44 148V147H43ZM42 148V149H43ZM158 148H160V147H158ZM199 147L197 146V149H198ZM5 149H7L6 148V146H5ZM8 149L9 150H11L9 147H8ZM82 149V148H81ZM162 150H166V148L165 149H163V148H161ZM161 149H159V150H161ZM182 148H180V149H177L178 151L179 150H181ZM188 149V148H187ZM201 149V148H200ZM204 149H206V147H204ZM3 150V149H2ZM132 150V151H131ZM158 150V151H159ZM177 150H175V151H177ZM203 150V149H202ZM4 151V150H3ZM136 151V150H135ZM156 151V150H155ZM156 152V153H158V154H156V155H158L159 156V152H163V151H159V152ZM167 151H165L164 152V154L163 155H166L168 152ZM182 151H183V149H182ZM25 152H27V153H29V154H27V153H25ZM39 152V151H38ZM82 152V151H81ZM137 152H139V149H137V151H136V154H137ZM180 152V151H179ZM185 153H186V151H184ZM200 152H203V151H201L200 150ZM5 153V152H4ZM7 153V152H6ZM8 153H9V151H8ZM119 153H120V155L121 156H119ZM166 153V154H165ZM175 153V152H174ZM184 153V154H185ZM204 153H206V150H204ZM209 153H211V152H209ZM213 153V152H212ZM211 153V154H212ZM2 154H3V152H2ZM136 154H134L132 157L134 158V156L135 157H138V154H137V156H136ZM210 154V155H211ZM214 154V153H213ZM213 154L211 155V156H213ZM3 155H5V154H3ZM7 155V154H6ZM162 155V154H161ZM169 154H167V156H168ZM209 155V154H208ZM11 156V155H10ZM14 156V155H13ZM117 156H118V158H117ZM140 156V155H139ZM167 156L165 157V159H164V156H160V157H157L158 159H160L161 157H163V159H160V161H164L163 163H165L166 162V159H167ZM140 157H142V156H140ZM139 157V158H140ZM184 157V156H183ZM10 158V157H9ZM131 158V157H130ZM132 158V159H133ZM168 158H169V156H168ZM4 159H5V157L4 156H2L1 157V155H0V160H3L4 161ZM19 162H27V161H33L34 159H37V156L36 155H33V154H30V152H28L27 150H22V152H21V154H20V156H19ZM89 159V160H90ZM119 159V160H118ZM141 159V158H140ZM139 159V160H140ZM154 159H156L155 157H154ZM138 160V161H139ZM141 161V160H140ZM157 161H159V160H157ZM160 161L158 162V163H160ZM8 161H6L5 163H7ZM35 162V161H34ZM133 162V161H132ZM131 162V163H132ZM154 162H156V161H154ZM29 163V162H28ZM32 163V162H31ZM135 164H137L136 162H134ZM167 163V162H166ZM165 163V164H166ZM122 164H126L124 167H123V165ZM140 164V163H139ZM157 164V163H156ZM165 164H162V165H165ZM169 164V163H168ZM134 165V164H133ZM141 165V164H140ZM167 165V164H166ZM166 165L164 166V168L166 167ZM170 165V164H169ZM168 165V166H169ZM172 165V164H171ZM83 166H86V167H83ZM139 166V165H138ZM173 166V165H172ZM163 167V166H162ZM170 168H171V166H169ZM140 168V167H139ZM158 169H159V167H157ZM156 168V169H157ZM23 171V170H22ZM25 171H28V170H26V167L24 168V171L23 172H25ZM36 171V170H35ZM34 171V172H35ZM160 171L163 173V171L161 170V168H160ZM19 171H17V170H13V175L14 176H16L17 178L18 177H22L23 175H21V176H18V174H20V173H18ZM30 173V176H27V177H29L28 179H25V178H22V179H24V180H29V181H32V180H34V178L37 176V173H38V171L37 172H35L34 174L32 173L31 174V171H29ZM33 172V171H32ZM159 173V170H158V172H157V174L158 175H155V177L156 176H158V177H165V172L163 173L164 174V176H163V174L162 173ZM22 173V172H21ZM26 173V172H25ZM82 173H83V171H82ZM249 173H251V174H249ZM23 174V173H22ZM27 174V173H26ZM26 174H24V175H26ZM29 174H27V175H29ZM162 176H161V175ZM167 174V173H166ZM169 174H170V172H169ZM171 175H172V173H171ZM152 176V177H151ZM24 177V176H23ZM94 177H96V179H94ZM98 177V178H97ZM154 177V178H155ZM171 177V176H170ZM170 177H169V179H170ZM157 178V177H156ZM22 179H21V181H22ZM92 179H94L90 184H89V182L91 181ZM144 179V178H143ZM67 180V181H66ZM77 180H79V181H86V185L85 184H83V183H81V185L82 186H85V189H83L82 187H80V188H78L79 187V185L77 186H75L74 188H76L75 190H77V188L80 190L81 188H82V190H80L81 192L83 191V193H80L79 194V192H76L75 190H74V188L72 189H70V187H69V185H71V183H73V182H75V181H77ZM87 180L89 181V182H87ZM97 180V181H98ZM101 180V181H102ZM156 180H158V178L156 179ZM156 180H154L155 182H156ZM151 181H153V175H151V173H150V176L149 177H147L144 181H142V184H137V190L139 191V192H135L134 191V195L136 196V197H139V194H140V191L144 188L145 190H149V187H148V184L151 182ZM225 181V182H224ZM67 182V183H66ZM107 182H105V183H107ZM148 182V184L147 185H145L146 183ZM224 182V183H223ZM31 183V182H30ZM85 183V182H84ZM32 184V183H31ZM155 184L156 183H154V187H155ZM225 184V185H224ZM57 185V184H56ZM56 185H53V186H55V188H54V191L57 189V186ZM88 185V186H87ZM142 186L143 188H138V186ZM157 185V184H156ZM26 186V185H25ZM136 186V185H135ZM152 186V185H151ZM256 186V185H255ZM29 187H31V186H29ZM148 187V188H147ZM240 187H242L240 190H242V189H244V190H247L246 188H244V187H246V186H240ZM239 187V188H240ZM22 188H23V186H22ZM35 188V193L36 194H38L39 193V188H37L36 186H33V188H28V189H31L32 191H34L33 189ZM87 188V189H86ZM108 188V187H107ZM133 188V187H132ZM147 188V189H146ZM225 188H227L226 190H225ZM260 188H261V186H260ZM26 190V189H24L23 190V194L22 195H20L21 197H23V196H25L26 197V195L25 194H28V192L30 191L31 192V190ZM103 189H106V188H103ZM136 189V188H135ZM26 190V191H25ZM74 190V191H73ZM79 190H77V191H79ZM157 190V188L155 187V191ZM106 191V190H105ZM51 192V191H50ZM74 192H76L75 194L77 195H75L74 194ZM103 192V191H102ZM72 193V194H71ZM264 193V192H263ZM46 194V193H45ZM72 195V197H73V200L72 199H70V196ZM154 194V193H153ZM156 194V193H155ZM234 194H235V196H240L239 197V199H243L244 198V201H246V197H244V195H240L241 194V192L240 193H238V191H236V192H234ZM246 195V194H245ZM249 195V196H250ZM264 195V194H263ZM45 196V198H48V199H51L52 200V197H53V193L52 194H46V195H44ZM81 197V198H84V197ZM88 196V197H89ZM243 196V197H242ZM257 196H258V200H257ZM13 196H3V195H0V209H1V205H6V203H7V200L8 199H11ZM75 197H76V199H75ZM155 198H156V195H155ZM81 200V202H78V200ZM92 199V197L90 198L89 197V200H91ZM241 199V200H242ZM77 202H76V201ZM79 200V201H80ZM95 200H97L96 202H95ZM94 200V204H96L99 200L101 201L102 199L101 198H99V199H95ZM240 200V201H241ZM83 201H85V198L83 199ZM90 201V202H91ZM260 201V200H259ZM74 202H76V203H74ZM87 202H89L88 200H87ZM106 202V201H105ZM248 202L250 203V204H248ZM254 202V201H253ZM20 204L22 203L25 207H29V205H32V207L34 206L33 205V203H31V202H29V200H27V199H25V200H23L22 199V201L21 202H19ZM80 203V204H79ZM85 204L84 205H86V202H84ZM244 203V202H243ZM102 204H104L103 202H102ZM152 204L154 205V202L152 201ZM247 204L248 205H250V207H251V202L248 200L247 201ZM254 204V203H253ZM150 205H151V203H150ZM20 206V205H19ZM18 206V207H19ZM74 206V207H75ZM83 206V205H82ZM88 206V205H87ZM92 206V205H91ZM97 206H102L101 205V202H100V205H98V203H97ZM96 206V207H97ZM254 206V205H253ZM4 207V206H3ZM31 207V206H30ZM73 207V206H72ZM78 207H76V209L75 210H77L76 212H78ZM93 207V206H92ZM238 207V206H237ZM21 208H22V206H21ZM84 208V207H83ZM150 209H153V206L152 207H149ZM149 208L148 209H143V210H141L137 215H136V213L135 212H132V211H122V212H116L115 213V216L117 217L118 215H120L121 217H123L124 219H125V222L127 223V224H132V223H134V221L135 222H137V224H140V226L139 227H141L142 225L141 224H143L144 225V222L150 217V210H149ZM255 208H257L256 206H255ZM254 208V210H256ZM3 209V208H2ZM26 210V209H25ZM29 210H31L30 208H29ZM34 210V209H33ZM260 210V209H259ZM258 209H257V212L259 213L260 211H262V210H260L259 211ZM4 211V210H3ZM2 210L0 211V214L2 215V214H4V212H3ZM31 212V211H30ZM26 213H27V211H26ZM28 213H29V211H28ZM79 213V212H78ZM5 215H7V213L5 212ZM23 215V214H22ZM24 216V215H23ZM25 216H28V215H25ZM159 216V215H158ZM256 217V216H255ZM259 216H257L256 218H258ZM256 218H254V216H253V220H254V223H255V219ZM260 218V221H259V224H264V220H261L262 218H261V216L259 217ZM223 220H224V217L222 218ZM222 220V221H223ZM119 222H122V224L121 225H123L122 226V228L124 227V224H123V221H120V220H118ZM224 222V221H223ZM114 223V222H113ZM84 224V223H83ZM118 224H120V223H117V226H121V225H118ZM222 224V223H221ZM113 225V224H112ZM116 226V227H117ZM85 227L87 228V225H85ZM124 229V228H123ZM142 229V228H141ZM130 230V229H129ZM129 230H127V233L128 232H130ZM93 232H96V231H93ZM93 234V233H92ZM95 234H97V233H95ZM128 238V237H127ZM24 239V238H23ZM130 241V240H129ZM23 242V241H22ZM25 242H26V240H25ZM24 242V243H25ZM23 243V245H24V247H26V244H24ZM23 247V248H24ZM122 250V249H121ZM92 254H93V252H92ZM104 254V253H103ZM109 254H111V253H109ZM113 254H115V253H112V255L111 256H113V257H117V256H115V255H113ZM95 255V254H94ZM93 255V256H94ZM106 255V254H105ZM259 255V254H258ZM110 256V258H108L107 256L105 257L106 258V262H108V264H123V260H122V262H121V260L119 261V260H117V258L114 260V259H111V258H113V257H111ZM140 256V255H139ZM259 257H261V258H263L264 259V246H263V248H262V250H261V254H260V256ZM85 258H87V257H85ZM90 258H92V257H89L88 259H90ZM87 259V260H88ZM94 259H95V256H94ZM94 259H92V260H94ZM92 260H88L90 263L92 262ZM84 261V260H83ZM95 261V260H94ZM81 262V261H80ZM88 263V262H87ZM89 263V264H90Z\"/></svg>",
    "mask_w": 264,
    "mask_h": 264
}]
</instances>
